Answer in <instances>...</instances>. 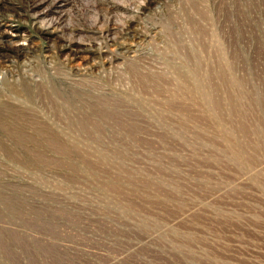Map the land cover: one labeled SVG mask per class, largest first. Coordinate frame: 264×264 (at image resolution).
<instances>
[{
  "label": "rangeland",
  "instance_id": "rangeland-1",
  "mask_svg": "<svg viewBox=\"0 0 264 264\" xmlns=\"http://www.w3.org/2000/svg\"><path fill=\"white\" fill-rule=\"evenodd\" d=\"M0 264H264V0H0Z\"/></svg>",
  "mask_w": 264,
  "mask_h": 264
},
{
  "label": "bare ground",
  "instance_id": "bare-ground-1",
  "mask_svg": "<svg viewBox=\"0 0 264 264\" xmlns=\"http://www.w3.org/2000/svg\"><path fill=\"white\" fill-rule=\"evenodd\" d=\"M115 27V26H114ZM113 27V28H114ZM121 30V29H120ZM122 31V30H121ZM123 31H128V28H125ZM123 31H122V33L121 34H123ZM107 32L108 31H106V32H104V33H101L102 35H105V33L107 34ZM119 33V34H120ZM125 33V32H124ZM128 33H126V35H127ZM122 36V35H121ZM92 39H93V37H92ZM95 39V38H94ZM106 41H108V43H112V44H114V42H115V40L113 39V36L111 37V36H109V35H105V38H104ZM117 39V38H116ZM73 41H75V40H73ZM76 42V41H75ZM79 43H81V42H79ZM84 43V42H83ZM103 43V42H102ZM116 43V42H115ZM88 44V43H87ZM97 44H100V43H97ZM89 45V44H88ZM70 46V45H69ZM79 47V51H78V49L77 48H70V50L72 51V52H74V54L73 55H77L78 54V52H82L85 48H83V47H81V46H78ZM95 47V46H94ZM121 47V46H120ZM97 48V47H96ZM90 49H92V47H90ZM110 49V48H109ZM87 50H89V49H87ZM96 50V49H95ZM89 51H91V50H89ZM98 51H100L101 52V56L104 58V56H106L107 54H104V53H106L107 51H103L102 50V48H100ZM129 51V50H128ZM131 51V50H130ZM96 52V51H95ZM109 52V51H108ZM134 55V54H133ZM80 57V56H79ZM108 57V56H107ZM118 57V56H117ZM105 59V58H104ZM107 59V58H106ZM110 60V59H109Z\"/></svg>",
  "mask_w": 264,
  "mask_h": 264
}]
</instances>
